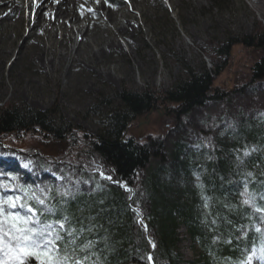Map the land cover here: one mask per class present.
Segmentation results:
<instances>
[{
	"label": "rangeland",
	"instance_id": "374dc122",
	"mask_svg": "<svg viewBox=\"0 0 264 264\" xmlns=\"http://www.w3.org/2000/svg\"><path fill=\"white\" fill-rule=\"evenodd\" d=\"M19 1L14 2L18 8L16 15L4 18L0 15V106L17 104L40 110L56 107L67 122L82 128L80 135L84 131L98 134L104 129L106 113L111 112L109 102L104 99H109L115 106L119 102L118 94L125 89L166 93L189 76L188 67L199 72L207 68L211 72L216 88L225 92L223 97L195 107L178 123L173 120V115L168 114V104H155L130 124L128 135L143 142L150 135L165 136L169 157L164 167L171 170L170 179L174 178L176 186H188L191 191L195 187L200 197L196 211L201 216V223L205 229L211 227L210 221L216 224L217 219L206 216L210 215L211 199L201 187L202 174L193 170L192 175H188L185 168L176 173V152L178 143H186L187 148L180 159L196 161L205 147L210 151L216 148L217 138L233 142L239 128L252 127L255 123L263 125L262 138L239 149L244 155L245 152L252 155L264 150V78L251 80L253 65L262 51L240 41L264 30V0H137L143 3L142 8L138 6L124 16L128 29L119 32L107 13L113 12V16L120 17L125 8H132L131 1L112 3L107 0L106 3V0H93L90 6L82 8L81 32L73 34L67 41V48L60 47L61 44L57 47V52H67L64 56L43 50L37 54L42 28L36 24V13L27 14L24 0L22 5ZM97 4L102 5L100 8L105 16L95 12ZM109 4L113 6L109 7ZM100 18L107 20L110 30L100 26ZM80 33L92 42L90 52L87 45L77 52L73 50ZM64 36V31L60 30L57 38L61 41ZM231 39L239 42L226 54L220 48ZM107 42H114V46L111 50L105 48V57L96 59L91 55ZM6 51L10 53L6 54ZM219 64L223 67L217 74L214 69ZM71 140L70 136L52 142L33 131L0 140V157L11 162L6 168H0V185L51 188L53 192L60 188L71 192L66 197L69 199L102 193L112 184L109 180L105 182L100 174L106 168L104 160L96 158L86 162L80 153L83 147H75ZM248 155L240 158L239 163L243 164ZM156 167L158 162L155 159L149 169ZM143 175L139 174L138 187ZM244 179L248 183L252 180L249 176ZM253 183L251 192L256 195V206L264 208V200L260 199L264 196V178L261 181L255 179ZM205 196L209 198L208 208L204 207ZM64 199L62 204H66ZM144 215L143 218L149 219ZM137 217L134 232L138 236L143 228L138 222V214ZM95 218L89 215L82 223L72 221L65 226L77 229V255L83 257L95 253L91 259L98 258L99 264H103L101 252L107 245L103 240L108 236L101 232ZM255 226L264 228L260 219ZM179 231L183 237L181 264L208 261L229 264V261L245 257L243 251L237 257L223 250L222 247L229 244V237L214 235L219 238L216 243L213 239L211 243L204 239L194 240L185 223L180 224ZM246 231L244 227L239 238H243ZM61 235L65 237L64 241H69L65 233ZM89 241L93 242V247L81 252ZM259 243L253 247H258ZM72 247L68 245V250L71 251ZM253 264H260V261L254 260Z\"/></svg>",
	"mask_w": 264,
	"mask_h": 264
},
{
	"label": "trees",
	"instance_id": "16d2710c",
	"mask_svg": "<svg viewBox=\"0 0 264 264\" xmlns=\"http://www.w3.org/2000/svg\"><path fill=\"white\" fill-rule=\"evenodd\" d=\"M240 41L262 51V55L253 65L251 80L263 79L264 30ZM237 42V39H231L220 50L228 54ZM222 67L223 64L217 65L214 72L220 74ZM188 68L189 76L166 93L160 94L149 89H125L118 94L119 102L115 106L109 99H104L109 102L111 112L106 113L103 120L104 129L98 134L84 131L80 135L79 130L82 128L67 122L56 107L40 110L17 104L0 106V140L5 141L11 135L26 131L39 132L52 142H59L71 136L75 147H83L80 153L86 162L96 158L103 159L106 166L104 169L113 180L134 187L135 195L132 197L129 190L111 182L112 184L108 187L106 184L107 189L98 195L65 198L66 204H62V197L56 196L53 191L51 193L55 198L48 203L54 204L56 215L47 216L46 219L58 220L67 216L69 224L72 221L82 223L89 215L96 216L95 220L100 224L101 232H106L108 236L103 240L104 245L107 244L101 252L103 264H147L146 257L151 253L152 246L143 227L138 236L135 235L134 226L138 217L132 207L141 209L149 217L146 221L150 235L155 237L154 256L157 264H181L183 261L180 250L183 237L179 231L182 223L188 225L194 240L204 239L211 243L214 235L229 237L230 243L222 248L237 257L242 251L244 255L250 254L253 246L259 242V234L255 232L254 225L260 219V214L241 203L243 198L240 192L247 182L244 178L249 176L248 173L252 174L249 176L252 180L247 182L250 192L254 186L253 181H261L264 178V150L248 155L243 164H240V158L246 155L239 148L262 138V124L255 123L252 127L239 128L233 142L226 141L223 137L217 138L216 148H211L214 153L205 147L196 161L180 159L187 145L178 143L175 172L179 173L185 168L188 175H192L193 170L202 174L203 191L211 199L210 215L206 216H213L217 222L214 224L210 221L211 227L208 229H205L206 226L201 223V216L196 211L200 200L196 188L192 187L191 191L188 186H176L174 178L169 177L171 170L164 167L169 157L165 136L150 135L143 142L128 135L130 124L141 114L151 110L155 104H168V114L173 115V120L178 123L183 115L195 107L203 106L210 99L224 96L225 92L216 88L207 68L203 72ZM191 156L193 157L192 154ZM155 159L158 167L149 169ZM140 173L144 175L138 187ZM186 199L187 202L184 201ZM244 227L247 229L246 235L239 238ZM67 242L64 241L62 247L67 245ZM204 264L213 263L208 261Z\"/></svg>",
	"mask_w": 264,
	"mask_h": 264
},
{
	"label": "snow or ice",
	"instance_id": "6c2138e0",
	"mask_svg": "<svg viewBox=\"0 0 264 264\" xmlns=\"http://www.w3.org/2000/svg\"><path fill=\"white\" fill-rule=\"evenodd\" d=\"M248 154L245 152V155ZM10 163L9 159L0 157V168H6ZM100 174L104 179H112L111 176H105L103 172ZM248 175L252 174L248 173ZM51 193V188L33 189L21 185L15 187L0 185V264H99L98 258L91 259L95 253L83 257L77 255L75 247L77 229L65 226L68 223L67 216L58 220L46 219L47 216L56 215L54 206L48 203L55 198ZM55 195L66 198L71 195V192L57 188ZM240 196L243 198L241 200L243 205L261 214L260 221L264 224V208L256 206V195L248 190L247 182L244 183ZM203 199L204 207L208 208L209 198L205 196ZM260 199L264 200V196ZM138 222L147 231V225L144 224L143 219ZM254 230L259 234V246L253 247L251 253L245 255L243 259L229 261V264H253L254 260L264 264V228L255 226ZM61 233H65L70 238L68 245L73 246L71 251L68 250V245L62 247L65 237ZM218 239L214 237L213 243H216ZM149 243L155 249V242L150 240ZM92 247L93 242L89 241L80 251L83 252ZM146 260L147 264H155L151 254L147 255Z\"/></svg>",
	"mask_w": 264,
	"mask_h": 264
},
{
	"label": "bare ground",
	"instance_id": "6f19581e",
	"mask_svg": "<svg viewBox=\"0 0 264 264\" xmlns=\"http://www.w3.org/2000/svg\"><path fill=\"white\" fill-rule=\"evenodd\" d=\"M22 1H19V5H22ZM131 1V7L125 8L120 17L113 16L112 13H107V16L112 20V22L115 23L116 28L119 31H126L128 29L125 21L124 16L129 15L131 11L133 12L134 8H137L138 6L141 7L142 2H138L137 0H130ZM140 1V0H139ZM15 0H0V15L1 17L16 15L17 14V6H14ZM25 6H27L26 13L30 14L32 11L36 13V24H38L42 30L40 34L41 40L38 41L40 43V47L38 46L36 48L37 54H40V51L43 50L44 52H50L52 54L60 53L62 56L66 55V51L63 50L57 52V47L60 45V47L67 48V41L70 40L73 36V34L77 31H80L82 29V15L81 11L82 8H87L94 2L93 0H24ZM23 2V3H24ZM137 2V3H135ZM101 4H97L96 7V13L100 15H104L101 11ZM142 8V7H141ZM7 13V15H6ZM70 17V18H69ZM69 18V19H68ZM75 22V24H73ZM79 25V27L76 28V25ZM100 26L104 27L107 30H110V27L108 26L107 20L99 19ZM60 30L64 31V38L59 41L57 36L60 32ZM81 32V31H80ZM97 42V41H96ZM83 45H87L89 49H87L88 52L91 51V48H93L92 42H90L84 34H79V39L77 41V44L74 45L73 50L76 49L75 52H77V49H82ZM103 46L101 48H98L96 51H94L91 55L95 57L96 59H101L105 57L107 47L108 50L113 49L114 42L111 43H103ZM95 48V47H94ZM87 52V53H88ZM4 53V52H3ZM2 53V54H3ZM10 53L9 52H5ZM4 56V55H3ZM89 56V55H88ZM1 63V62H0ZM101 172L104 173L105 176H110L105 169L101 170ZM107 174V175H106ZM107 180V179H106ZM112 183H115L119 185L122 188H125L129 190L132 194V197L135 195V189L131 185L125 182H119L117 180H109ZM119 182L120 184H125L129 186H121L120 184L116 183ZM132 187L134 191L130 189ZM132 209L139 215L140 219H143L144 223L147 225V237L148 234L150 235V232L148 231V224L145 218H143L142 212L137 207H132ZM140 213H138L137 211ZM155 242V240H154ZM156 245V242H155ZM156 250L152 248L151 255L155 258L154 252ZM156 261V260H155Z\"/></svg>",
	"mask_w": 264,
	"mask_h": 264
},
{
	"label": "water",
	"instance_id": "95a60500",
	"mask_svg": "<svg viewBox=\"0 0 264 264\" xmlns=\"http://www.w3.org/2000/svg\"><path fill=\"white\" fill-rule=\"evenodd\" d=\"M107 175V174H106ZM108 176V175H107ZM117 183V182H116ZM118 184H120L119 182H118ZM121 186H129V185H125V184H120ZM130 189L132 190V191H134V189L132 188V187H130ZM137 211V210H136ZM138 213H140L139 211H137ZM148 239L149 240H151V241H154V238L151 236V235H149L148 234ZM153 260H154V262H155V264H156V261H155V258L153 257Z\"/></svg>",
	"mask_w": 264,
	"mask_h": 264
}]
</instances>
